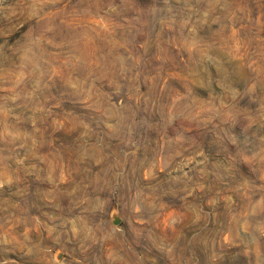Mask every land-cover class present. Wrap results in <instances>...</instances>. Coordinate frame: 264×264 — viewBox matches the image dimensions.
Returning <instances> with one entry per match:
<instances>
[{
	"label": "rangeland",
	"instance_id": "1",
	"mask_svg": "<svg viewBox=\"0 0 264 264\" xmlns=\"http://www.w3.org/2000/svg\"><path fill=\"white\" fill-rule=\"evenodd\" d=\"M0 264H264V0H0Z\"/></svg>",
	"mask_w": 264,
	"mask_h": 264
},
{
	"label": "water",
	"instance_id": "2",
	"mask_svg": "<svg viewBox=\"0 0 264 264\" xmlns=\"http://www.w3.org/2000/svg\"><path fill=\"white\" fill-rule=\"evenodd\" d=\"M113 223L114 224H118L119 223V218H117L116 216H114Z\"/></svg>",
	"mask_w": 264,
	"mask_h": 264
}]
</instances>
